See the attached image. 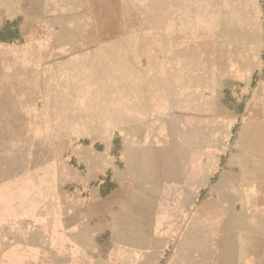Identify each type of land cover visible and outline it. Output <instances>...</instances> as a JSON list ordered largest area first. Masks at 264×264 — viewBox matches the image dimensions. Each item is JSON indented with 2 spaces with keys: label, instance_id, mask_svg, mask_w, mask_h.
Segmentation results:
<instances>
[{
  "label": "rangeland",
  "instance_id": "1",
  "mask_svg": "<svg viewBox=\"0 0 264 264\" xmlns=\"http://www.w3.org/2000/svg\"><path fill=\"white\" fill-rule=\"evenodd\" d=\"M255 2L244 5L245 17L263 21L264 0ZM240 3L0 0V264H19L21 247L36 238L3 226L20 206L38 213L43 233L56 229L61 211L75 221L99 204L96 193L116 190L126 144L145 139L143 117L172 113L179 47L207 24L235 23ZM22 179L33 183L23 197ZM50 210L52 220L44 217ZM260 231L249 236L245 264H264V220ZM198 245L205 258L215 253L207 236Z\"/></svg>",
  "mask_w": 264,
  "mask_h": 264
},
{
  "label": "crops",
  "instance_id": "2",
  "mask_svg": "<svg viewBox=\"0 0 264 264\" xmlns=\"http://www.w3.org/2000/svg\"><path fill=\"white\" fill-rule=\"evenodd\" d=\"M241 2L235 23L207 24L179 47L172 113L143 117L145 139L126 144L114 192L96 193L99 204L75 221L61 211L43 233L25 206L3 221L36 235L19 264H245L264 220V20L245 17L244 5L259 3ZM16 184L22 197L33 187ZM198 235L213 256L201 253Z\"/></svg>",
  "mask_w": 264,
  "mask_h": 264
}]
</instances>
